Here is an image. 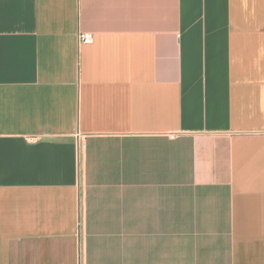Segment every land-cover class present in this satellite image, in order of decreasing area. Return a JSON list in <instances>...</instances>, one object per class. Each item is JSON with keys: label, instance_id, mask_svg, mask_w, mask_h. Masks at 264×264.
I'll return each instance as SVG.
<instances>
[{"label": "crops", "instance_id": "1", "mask_svg": "<svg viewBox=\"0 0 264 264\" xmlns=\"http://www.w3.org/2000/svg\"><path fill=\"white\" fill-rule=\"evenodd\" d=\"M0 264H264V0H0Z\"/></svg>", "mask_w": 264, "mask_h": 264}, {"label": "built area", "instance_id": "2", "mask_svg": "<svg viewBox=\"0 0 264 264\" xmlns=\"http://www.w3.org/2000/svg\"><path fill=\"white\" fill-rule=\"evenodd\" d=\"M78 42L85 45L91 44L93 42L92 35L89 33H79Z\"/></svg>", "mask_w": 264, "mask_h": 264}]
</instances>
